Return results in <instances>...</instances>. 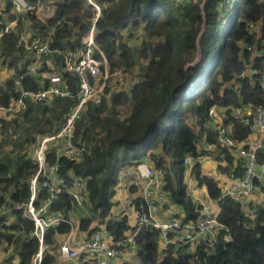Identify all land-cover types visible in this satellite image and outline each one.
Instances as JSON below:
<instances>
[{
	"label": "trees",
	"instance_id": "16d2710c",
	"mask_svg": "<svg viewBox=\"0 0 264 264\" xmlns=\"http://www.w3.org/2000/svg\"><path fill=\"white\" fill-rule=\"evenodd\" d=\"M96 1L102 5L96 40L105 51L112 71L123 70L135 82L130 93L106 89L101 103L89 104L77 119L74 142H87L81 161L59 156L55 148L49 154V161H59L61 173L69 182L70 169L86 179L91 215L81 220L80 228L91 235L98 228L93 222L100 219L116 239L130 234L133 228L127 215L120 218H109V215L119 173L125 166L147 157L157 168H163L164 189L171 193L175 203L183 206L185 220L196 219L197 206L185 184L184 159L191 155L195 161L193 173L199 183L207 187L210 197L219 202L217 218L224 227L216 240L177 251L175 245L170 244L161 256L160 231L144 226L135 237L138 264H264V183L260 187L261 201L250 202L245 207L240 200L221 198L219 181L202 174L201 162H198V158L207 153L206 149H201L204 138L206 143L217 146L223 156L219 159L227 161L226 166H219L221 171H231L235 176L243 172L240 161H236L235 169L231 168L235 156L221 145L219 131L213 130L210 122L212 110L217 107L227 109L248 103L264 106V91L253 83L261 72L244 80L238 78L245 67L244 48L256 40L248 23L264 21V1L237 0L234 17H229L226 2L219 7L223 0H185L179 5L169 0V6H164L161 0ZM55 2L56 12L46 21L34 14L28 15L33 21L34 34L50 35L52 48H75L88 28L93 8L87 0ZM21 21L19 18L20 29ZM70 23L81 27L78 38L73 41L69 40L74 35ZM204 23L205 30L198 42ZM136 31L141 32L140 42L131 47L122 38H131ZM18 35L13 36V41H7L11 46L10 65L15 67L17 77L23 76L24 88L37 90L41 84L29 72L30 59L18 66L21 61L15 55V50H19ZM57 62H62L61 56ZM263 62L264 57L257 58L256 69L264 71ZM67 76L76 93L77 77ZM19 95L15 78H11L0 86V105H7L12 97ZM27 103L28 110L21 121L0 117V124L6 131L12 123L22 122L27 140L32 144L36 134L62 128L77 98L55 97L50 103L27 99ZM227 116L226 124L232 123L230 136L235 142L246 140L251 134L249 129L231 116L230 109ZM259 157L264 160L263 155ZM36 168L29 155L15 160L0 157V208L10 204L6 193L12 201L28 197V180ZM52 209L63 212L69 220L68 214L74 209L73 197L63 192ZM12 214L14 221H10L9 213L0 214V245L5 244L7 250L14 248L15 254L8 258L10 263L17 259L19 264H33L41 249L40 240L30 237L34 223L19 211ZM70 229L71 224L64 220L46 231L42 264H90L82 258L70 262L60 260L58 245Z\"/></svg>",
	"mask_w": 264,
	"mask_h": 264
},
{
	"label": "built area",
	"instance_id": "2783aa9c",
	"mask_svg": "<svg viewBox=\"0 0 264 264\" xmlns=\"http://www.w3.org/2000/svg\"><path fill=\"white\" fill-rule=\"evenodd\" d=\"M87 1L93 8V14L88 18V28L82 34L80 44L75 48L67 47L62 50L52 48L50 35L33 34L30 40L22 36L17 42L18 47L24 46L26 50L23 57L33 56L29 66L30 73L35 75L37 70L44 65L49 67L45 74L46 81L37 90H29L22 85L23 76L15 77L16 90L20 92V95L12 97L7 105H0V112L11 116L12 119L15 117L22 119L23 113L28 110L27 99L35 103H50L55 97H76L77 104L65 116L61 129L35 135V144L30 157L37 168L28 180L29 195L24 200L12 201L9 193H6V200H9L10 204L1 207L0 214L13 215L14 211H19L33 221L34 229L30 237H37L41 242V249L36 254L33 264H42L46 231L64 220L71 224V229L67 237L58 245V256L63 262L82 258L90 264H119V261L126 257L133 247L137 248L135 237L144 226H151L160 231L161 239L158 250L161 256L170 244L175 245L177 251L185 246L194 249L210 240H216L224 227L217 218L219 202L210 197L207 187L200 184L193 173L195 161L191 155H187L184 159L185 184L187 193L197 206L196 219L185 220L186 211L183 206L175 203L171 198V193L164 189L165 172L163 168H157L150 157L125 166L119 173L112 206L113 209L119 203V211L118 214L113 215L111 210L109 218H120L125 215L129 217L133 230L131 229L130 234L125 238L116 239L108 231L106 224L100 223V226L87 238L77 239L73 231L75 228L73 218L68 220L63 212H56L52 209L53 203L60 199L63 192L70 194L73 197L74 208L80 209L89 196V189L86 179L76 175L72 169L68 172L70 182L62 175L59 161L51 163L48 159L51 150L55 148L59 156H66L73 162L81 161L87 151V142L85 140L74 142L77 119L89 104L101 103L106 89L111 92L127 91L130 93L134 86V81L123 70L112 71L105 51L96 40V24L102 14V5L96 0ZM171 1L179 5L185 0ZM225 2L227 0L221 1L219 7H223ZM9 3L15 15L34 14L42 20L53 16L57 9L55 1L46 4L43 0H9ZM9 15L10 10L0 6V68L6 58L3 54L2 39L5 35L16 31V19L5 21ZM248 29L256 40L244 48L242 62L245 67L239 73L238 78L244 80L252 74L261 72V76L253 80V83L264 91V71L256 69V59L264 57V21H251L248 23ZM80 32V25L74 26V36ZM55 53L61 55V64H56L50 57ZM67 74L77 77L76 93ZM227 109H230L231 116L239 119L251 134L262 135L255 145L246 144L247 139L235 142L230 134L225 132L219 135L221 145L232 151L243 169L240 176H235L231 171L223 172L219 168L223 174L217 173L220 177L221 198L240 200L246 207V204L250 202H257L254 195L260 192V187L264 183V160H260L259 157L261 154L264 159V106H254L248 103ZM227 109L225 118H229ZM213 145L207 144L209 149H212ZM220 156L223 157L222 154ZM237 166L238 164L232 169ZM211 178L214 177L211 176ZM129 209L132 214L127 211ZM83 214H85L83 218H87L90 216V211L89 213L83 212ZM79 229L82 230L80 227ZM82 231L85 232V230Z\"/></svg>",
	"mask_w": 264,
	"mask_h": 264
},
{
	"label": "crops",
	"instance_id": "0c3cea01",
	"mask_svg": "<svg viewBox=\"0 0 264 264\" xmlns=\"http://www.w3.org/2000/svg\"><path fill=\"white\" fill-rule=\"evenodd\" d=\"M43 1L46 4H49V3L54 2L55 0H43ZM227 1H229V0H227ZM0 6L7 7V9L10 10V15L8 16V19L5 20L6 22H7V20L8 21L15 20V19L17 20V23H15L16 24V28H15L16 31L15 32H11L8 35H5V37H9V38L11 37L10 40H8V41H11V39L13 41V36L15 34L18 35L19 33H20V35H18V39H20L23 36L24 39L30 40L31 36L34 34V29H33V25H32V22H33L32 19L29 18L28 15H24V16H17V15H15L14 12L11 11V6H10V3H9V0H0ZM11 16H13V17H11ZM50 17H52V16H49L48 18H50ZM19 18H21V20H22L21 21L22 22V29H20V27H19ZM48 18L44 19L43 21H46ZM70 24H71L72 29H74V25L72 23H70ZM12 33H14V34H12ZM139 33H141V32L139 31ZM78 34H77V36L76 35L75 36L73 35L69 40L70 41H73V40L77 39L78 38ZM130 41H131L130 38H128V40L127 39L125 40V42L128 45H130L131 47H134V46L137 45L135 43H131ZM16 46L18 47V44ZM2 49H3V54L6 53L8 55H5L4 54V56H6V58H5L4 62H3V65L0 68V86H4L5 83L8 80H10L11 78L17 77L16 76V69H15V67H12L10 65V61H11V56L10 55L11 54H9V51L11 49V46L9 47L8 42H5V43H2ZM23 52L24 53L26 52L24 46H20L19 47V50H15V55L17 57H20V60H21L19 62V64H18V66L20 67V65L26 64V61L28 59H30V62L27 63V66L29 68V66L32 63V57L33 56L31 58L29 57V58L26 59L22 55ZM60 56H61L60 54L55 53L53 56H50V57H52L54 59V61H55L56 64H59L57 61H58V58ZM61 60H62V57H61ZM48 68L49 67L47 65L46 66L44 65L41 69H38L37 72H36V74L34 75V76H36L38 78V81L40 82L41 85L43 84L44 81H46L45 74L47 73L46 70ZM225 111H226V109L225 108H222V107H217V108H214L212 110V116H211L210 126H211V128L213 130H216L217 129L219 131V135L222 132H225L227 134H230L231 133L232 123L228 122L226 124V122H225V119H226L225 118ZM0 117L6 119L7 121H11L12 120V117L6 115L4 112H0ZM215 118H216V120H215ZM19 120L21 121V119H19ZM193 122L195 123V121H193ZM16 125H15V123H12L11 126H16ZM0 126H1V124H0ZM11 128L12 127H10L9 130H6L5 131V130H3L2 126H1L0 131L3 130V135L5 133V136H6V135H8V132L11 130ZM1 137H2V135H1ZM10 137L11 138H14L12 135ZM261 137H262V135H260L259 133L250 134V136L247 138V143L246 144H248V145H255L256 144V141L258 140V138H261ZM10 140H12V139H10ZM8 143L10 144L9 146H11V144L13 142L12 141H9ZM202 143L203 144H201V149H206L207 150V153L205 155H202V156H200L198 158V160L201 162V170H202V173L204 175H207L208 177H211L212 176V177H214L215 179H217L219 181V178L220 177L217 175V173H219L220 175H223L221 173V171L219 170V166H226L227 165V161L225 159H221V160L219 159V157H221V156H220V153H219L218 148H217L216 145H213V148L212 149H209L208 146H207L208 143L205 142L204 138H203ZM34 144H35V141H34ZM236 161L237 160L235 158L234 166H232L231 168H234L235 167ZM254 198H259L257 201H261V199L263 198V195L260 192H256V194L254 195ZM88 199H89V196H88L87 200L84 202L83 206L80 209H76L77 208L76 207V208H74V209H76L75 211L73 209L68 214L69 218H71V219L73 218L72 221H73V223L75 225V228H73V231H74V234L77 237V239L87 238L90 235L88 233V231L83 232L82 230L79 229L81 220L84 219L83 216H85V214H83V212H85V213L88 212L89 213V211H90V208L87 207V205H88ZM129 210H131V209H129ZM118 211H119V203H117V205H115L113 207L112 214L113 215H116V214H118ZM90 215H91V212H90ZM12 216L13 215H11L9 217L10 218V221H14V219H13ZM100 223H101L100 222V219H97L96 221L93 222V226L99 227L100 226ZM67 235H68V233L66 234V236L64 237V239L67 237ZM136 249H137L136 247H133V250L135 251V254L137 255ZM126 258L124 257L123 259H121L119 261V264H123L125 261H128V260H125ZM1 263L2 262L0 261V264ZM9 263H7V264H9ZM10 264H19V262H18L17 259H14Z\"/></svg>",
	"mask_w": 264,
	"mask_h": 264
},
{
	"label": "rangeland",
	"instance_id": "374dc122",
	"mask_svg": "<svg viewBox=\"0 0 264 264\" xmlns=\"http://www.w3.org/2000/svg\"><path fill=\"white\" fill-rule=\"evenodd\" d=\"M162 1H163L164 6L170 5L169 0H161V2ZM236 2H237V0H229L226 2V8L228 9L229 14H230L229 17L235 16ZM140 34L141 33H139V31H136L134 36H132L130 38V40H131L130 42L138 44L139 40H140L139 39ZM126 39L128 40L127 37L122 38V40H124V41ZM8 40H10L9 37H4L2 40V43L7 42ZM15 118L17 119L18 117H15ZM215 120H216V118H215ZM19 123L20 124H17V125L15 124L16 126H11L12 127L11 130L8 132V135H6V136H5V133L3 135V130L0 131V134L2 135V137L0 135V157L2 159L10 158L12 160H15L19 156H22V155H29L30 156V154H31L32 147H33L34 143L29 144V141L27 140V135L25 134V129H23L24 124L22 122H19ZM11 135L14 138H11L10 137ZM10 139H12V140H10ZM9 141L13 142L11 144V146H9L10 145L8 143ZM255 199L258 200L259 198H255ZM120 205L122 206V203H120ZM87 207L90 208L89 203H88ZM127 211L132 214V212L130 210H127ZM12 217H13V219H15L14 215ZM130 217L132 218V216H130ZM5 247H6L5 244L0 245V261L2 262L1 264L9 263L8 258L15 254L14 248L10 247L7 250ZM127 253H129V252L127 251ZM136 253H137V249H136ZM126 257H125L126 258L125 260H128V262H130L131 264H138L137 255L135 254V251L133 250V248L131 249L130 253L126 255Z\"/></svg>",
	"mask_w": 264,
	"mask_h": 264
},
{
	"label": "water",
	"instance_id": "95a60500",
	"mask_svg": "<svg viewBox=\"0 0 264 264\" xmlns=\"http://www.w3.org/2000/svg\"><path fill=\"white\" fill-rule=\"evenodd\" d=\"M205 26H206V23H204V25H203V28H202V30H201V33H200V36H199V39H198V42H200V39H201V36H202V33L204 32V30H205ZM187 78L189 77V74H188V72H187Z\"/></svg>",
	"mask_w": 264,
	"mask_h": 264
}]
</instances>
